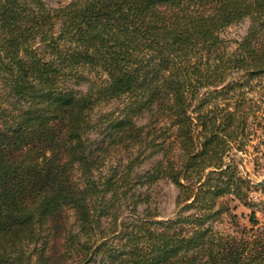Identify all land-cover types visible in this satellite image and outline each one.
<instances>
[{
    "label": "trees",
    "instance_id": "obj_1",
    "mask_svg": "<svg viewBox=\"0 0 264 264\" xmlns=\"http://www.w3.org/2000/svg\"><path fill=\"white\" fill-rule=\"evenodd\" d=\"M262 77L264 0H0V264H264L229 204L255 206L230 152ZM162 178L176 214H137Z\"/></svg>",
    "mask_w": 264,
    "mask_h": 264
},
{
    "label": "rangeland",
    "instance_id": "obj_2",
    "mask_svg": "<svg viewBox=\"0 0 264 264\" xmlns=\"http://www.w3.org/2000/svg\"><path fill=\"white\" fill-rule=\"evenodd\" d=\"M49 6H58L66 2V0H45ZM249 25V20L244 19L241 22L230 25L226 28L221 36L225 39L226 44L230 48H233L246 32ZM260 80L253 81L256 84L253 89L244 88V96L252 98L249 101L248 108L253 110L247 118L246 132L247 134L242 137L241 148L242 150H236L232 148L230 155L239 161V170L241 174L250 181L251 188L247 192V198L251 203H255L253 208L244 206L238 200L230 201L231 207H234L233 212L239 216V221L245 226H249L247 220L251 210H255L256 216L260 223L264 222V77ZM257 81V82H256ZM259 81V82H258ZM117 109L115 102H110L103 105L101 113H107ZM144 122V118L140 119V123ZM95 135V133H94ZM244 143V144H243ZM123 158V160H122ZM109 159H111L109 161ZM118 159L124 162V155L115 154L107 158V165L103 168L105 171L108 167L111 168L118 165ZM157 157H149L144 162L136 167L138 174L144 173L150 168L153 161ZM109 161V162H108ZM135 199L139 195L143 200L147 198L145 202H140L137 207V214L141 215V209L148 205L152 213H154L155 219H167L173 217L179 207L177 206L176 196L178 193L177 188L168 179L162 178L153 184H135L134 186ZM230 196H226L228 199ZM142 201V200H141ZM125 207V206H124ZM124 215L128 213V208H124ZM216 227L220 231L228 232L232 230L226 220L223 223L216 224ZM95 264V263H93Z\"/></svg>",
    "mask_w": 264,
    "mask_h": 264
}]
</instances>
